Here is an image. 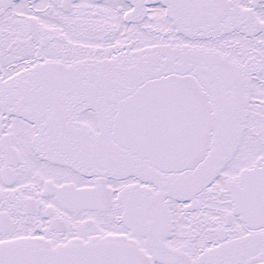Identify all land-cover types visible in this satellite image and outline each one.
<instances>
[{"label":"snow or ice","instance_id":"6c2138e0","mask_svg":"<svg viewBox=\"0 0 264 264\" xmlns=\"http://www.w3.org/2000/svg\"><path fill=\"white\" fill-rule=\"evenodd\" d=\"M0 264H264V0H0Z\"/></svg>","mask_w":264,"mask_h":264}]
</instances>
